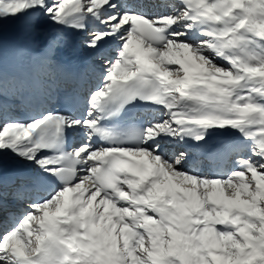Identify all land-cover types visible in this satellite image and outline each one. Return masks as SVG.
<instances>
[{
	"label": "snow or ice",
	"instance_id": "6c2138e0",
	"mask_svg": "<svg viewBox=\"0 0 264 264\" xmlns=\"http://www.w3.org/2000/svg\"><path fill=\"white\" fill-rule=\"evenodd\" d=\"M4 20L0 264H264V0H0Z\"/></svg>",
	"mask_w": 264,
	"mask_h": 264
},
{
	"label": "rangeland",
	"instance_id": "374dc122",
	"mask_svg": "<svg viewBox=\"0 0 264 264\" xmlns=\"http://www.w3.org/2000/svg\"><path fill=\"white\" fill-rule=\"evenodd\" d=\"M18 33H19V26L17 23L10 20L0 21V36L11 35L14 37L17 36Z\"/></svg>",
	"mask_w": 264,
	"mask_h": 264
},
{
	"label": "bare ground",
	"instance_id": "6f19581e",
	"mask_svg": "<svg viewBox=\"0 0 264 264\" xmlns=\"http://www.w3.org/2000/svg\"><path fill=\"white\" fill-rule=\"evenodd\" d=\"M2 36H4V37H6V38H8L9 40H13V39H15L17 36H11V35H2Z\"/></svg>",
	"mask_w": 264,
	"mask_h": 264
}]
</instances>
